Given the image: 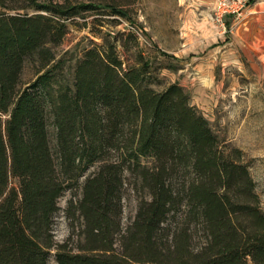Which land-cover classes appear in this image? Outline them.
<instances>
[{
  "label": "trees",
  "instance_id": "16d2710c",
  "mask_svg": "<svg viewBox=\"0 0 264 264\" xmlns=\"http://www.w3.org/2000/svg\"><path fill=\"white\" fill-rule=\"evenodd\" d=\"M135 2L0 0V264H264V206L244 151L180 83L152 86L134 29L104 17L135 24ZM79 24L100 41L59 56ZM68 190L72 231L59 242Z\"/></svg>",
  "mask_w": 264,
  "mask_h": 264
},
{
  "label": "rangeland",
  "instance_id": "374dc122",
  "mask_svg": "<svg viewBox=\"0 0 264 264\" xmlns=\"http://www.w3.org/2000/svg\"><path fill=\"white\" fill-rule=\"evenodd\" d=\"M131 16L135 24L104 17L113 31L134 29L156 66L152 86L180 83L220 135L244 151L264 206V0H136ZM91 39L100 41L88 27L70 25L56 52L79 55ZM34 76L27 63L24 79ZM72 196L75 190H68L60 199L54 227L59 242L72 231L66 208ZM126 196L129 223L137 200L132 191Z\"/></svg>",
  "mask_w": 264,
  "mask_h": 264
}]
</instances>
